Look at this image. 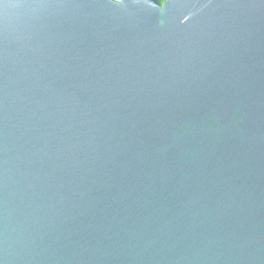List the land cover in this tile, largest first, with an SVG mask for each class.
Listing matches in <instances>:
<instances>
[{
	"label": "water",
	"instance_id": "95a60500",
	"mask_svg": "<svg viewBox=\"0 0 264 264\" xmlns=\"http://www.w3.org/2000/svg\"><path fill=\"white\" fill-rule=\"evenodd\" d=\"M0 264H264V0H0Z\"/></svg>",
	"mask_w": 264,
	"mask_h": 264
},
{
	"label": "trees",
	"instance_id": "16d2710c",
	"mask_svg": "<svg viewBox=\"0 0 264 264\" xmlns=\"http://www.w3.org/2000/svg\"><path fill=\"white\" fill-rule=\"evenodd\" d=\"M166 0H162V2H165Z\"/></svg>",
	"mask_w": 264,
	"mask_h": 264
}]
</instances>
